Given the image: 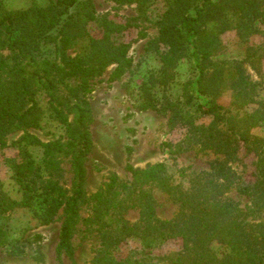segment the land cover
Here are the masks:
<instances>
[{"label":"trees","instance_id":"16d2710c","mask_svg":"<svg viewBox=\"0 0 264 264\" xmlns=\"http://www.w3.org/2000/svg\"><path fill=\"white\" fill-rule=\"evenodd\" d=\"M113 1L136 4L137 17L147 18L153 0ZM95 21L101 36L90 32L89 24ZM258 22L264 23V0H167L156 20L159 34L146 47L157 54L159 65L139 87V107L168 114L171 128L185 127L180 141H164L162 147L173 160L198 148L213 177L184 186L170 169L171 158L142 169L128 164L131 181L113 173L88 199L87 161L94 148L89 95L94 80L108 67L113 66L109 82L130 70L131 45L117 41L115 35L133 25L110 14L98 17L95 0H49L45 6L19 9H7L0 0V147L7 146L10 133L23 132L13 142L19 157L11 160V178L21 196L12 197L0 188V213L29 208L41 224H50L63 211L56 246L60 261L66 254L75 262L76 226L82 205L91 200V214L83 220L97 232L100 247L90 264H153L115 255L132 236L141 239L146 251L181 237L182 249L164 256L169 257L168 264H264V221H249L236 201L221 196L225 188L237 185L257 209L264 208V137L251 133L264 122V100L256 98L257 83L250 81L245 69L249 63L261 70L264 43L250 44L260 31ZM229 30L236 31L242 55L225 54L222 35ZM82 40L86 45L72 53ZM184 59L191 63L193 75L174 95L178 66ZM230 90L238 97L237 104L253 102L258 107L243 117L232 115L220 102ZM46 112L64 131L49 141L28 131L41 124ZM207 115L213 116L212 121L199 123ZM243 146L257 156L252 183L238 181L232 167ZM61 152L70 156L71 190L49 169L56 167L55 155ZM153 182L177 194L180 209L174 217L156 215V200L145 188ZM129 208H139V222L125 218ZM6 242V230L0 225V247Z\"/></svg>","mask_w":264,"mask_h":264},{"label":"rangeland","instance_id":"374dc122","mask_svg":"<svg viewBox=\"0 0 264 264\" xmlns=\"http://www.w3.org/2000/svg\"><path fill=\"white\" fill-rule=\"evenodd\" d=\"M7 9L27 8L32 4L45 6L49 0H3ZM167 0H153L148 7L147 18L137 17L136 4L118 5L113 0H95L98 17L110 14L119 22L129 20L133 26L115 35L117 41L130 43V55L133 65L130 70L115 82H109L108 77L113 66L97 77L89 95L94 120L91 131L94 139V148L87 161V180L85 189L88 199L98 191L110 177L117 173L125 180H132L127 169L131 164L135 168H147L159 161L171 158L168 150L162 147L164 141L178 142L186 134L185 127H170L168 114H159L152 109L139 107V87L148 73L159 65L157 54L146 49L147 43L158 36L159 27L156 23L159 15L165 10ZM260 31L250 38L251 45L264 43V23L258 22ZM89 29L92 35L101 36L102 30L99 21L91 22ZM226 55H242V46L237 42L236 31L229 30L222 35ZM86 45L80 41L72 53L79 51ZM246 72L250 81L257 83L256 98L264 100V58L261 70L258 71L249 63H245ZM193 75L191 63L184 59L178 66L177 83L172 90L174 95L181 92V84ZM236 96L230 90L224 93L220 102L231 109V114L243 117L246 112L258 107L257 103L249 102L241 106L236 102ZM213 116L207 115L199 119V123L208 124ZM43 141L56 139L63 134V128L47 112L41 124L28 130ZM255 136L264 137V122L261 126L251 130ZM22 131L16 130L7 137L6 147H0V188L15 198L21 196V191L11 178V160L19 157V150L14 146ZM129 147L131 150L129 151ZM37 154V152H36ZM56 167H50L52 177L71 190L73 173L70 167V156L61 152L55 155ZM257 156L253 151L241 147L238 158L232 163L236 178L240 182L252 183L255 181ZM170 169L174 177L188 186L191 180L210 179L213 177L207 161L202 157L198 148L178 154L176 160L171 158ZM185 169L184 175L180 170ZM237 185L224 189L222 198L233 199L238 203L243 216L253 223L264 221V208L257 209L252 200L241 193ZM156 200V215L161 219L174 217L180 209V200L174 192L161 188L156 183L145 186ZM92 201L82 205L81 220L76 226L73 244L75 247V262L66 254L62 261L57 258L56 246L59 240L63 211L59 219L50 224H41L33 209L16 208L0 213V225L6 230V244L0 247V264H90L100 247L97 232L85 225L84 218L91 214ZM125 218L136 223L140 221L139 208H129ZM183 247L181 237L170 239L160 247L144 250L143 243L138 237H129L116 249L115 255L119 259L131 258V261L143 260L146 263L168 264L169 257L176 254Z\"/></svg>","mask_w":264,"mask_h":264}]
</instances>
